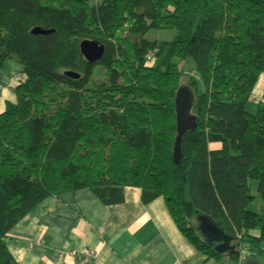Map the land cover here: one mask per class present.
Returning <instances> with one entry per match:
<instances>
[{"label":"trees","instance_id":"16d2710c","mask_svg":"<svg viewBox=\"0 0 264 264\" xmlns=\"http://www.w3.org/2000/svg\"><path fill=\"white\" fill-rule=\"evenodd\" d=\"M84 41L104 47L98 63ZM9 61L23 80L0 115V264H17L6 236L41 203L88 190L116 205L126 188L162 198L208 259L236 264L249 248L241 264H264V96L247 110L264 76V0H0V69ZM182 88L192 120L176 164ZM200 217L236 252L218 254Z\"/></svg>","mask_w":264,"mask_h":264},{"label":"crops","instance_id":"0c3cea01","mask_svg":"<svg viewBox=\"0 0 264 264\" xmlns=\"http://www.w3.org/2000/svg\"><path fill=\"white\" fill-rule=\"evenodd\" d=\"M20 80L19 64L0 69V115ZM5 244L17 264H219L189 243L162 198L144 203L136 188L124 189L116 205L88 190L52 197L11 229Z\"/></svg>","mask_w":264,"mask_h":264},{"label":"water","instance_id":"95a60500","mask_svg":"<svg viewBox=\"0 0 264 264\" xmlns=\"http://www.w3.org/2000/svg\"><path fill=\"white\" fill-rule=\"evenodd\" d=\"M32 34L34 36H47L51 34V32H44L40 29H35L32 31ZM79 49L81 57L89 64L98 63L103 58L105 52V49L102 45H99L98 43L93 41L82 42L79 45ZM64 75L72 80L80 79V75L76 73L67 72ZM192 103V93L186 88H182L181 90H179L175 100V111L178 119V133L180 135L179 138L175 141L173 150V158L176 164H178L181 160L180 137L189 125L184 122L186 120H192V118L189 116ZM197 230L201 237H203L208 243L215 245L214 249L218 254H233L236 252L237 242H235L230 235L224 233L207 218H199V226L197 227Z\"/></svg>","mask_w":264,"mask_h":264},{"label":"rangeland","instance_id":"374dc122","mask_svg":"<svg viewBox=\"0 0 264 264\" xmlns=\"http://www.w3.org/2000/svg\"><path fill=\"white\" fill-rule=\"evenodd\" d=\"M173 37V34L171 32H160V31H151L148 35L147 38L149 40H160V41H168ZM188 65V71L191 72H195L196 69V65L195 62L193 60H189L187 62ZM18 81V80H17ZM264 96V76H261L255 90L254 93L251 97V101H249V104L247 106V110L250 113H255L256 112V108L259 105V102L261 100V98ZM250 187L255 190L256 189V184L254 182H250ZM254 208V207H253ZM248 250H250L248 248ZM248 250H244L241 253H243V257H247L249 254ZM251 261V260H250Z\"/></svg>","mask_w":264,"mask_h":264},{"label":"built area","instance_id":"2783aa9c","mask_svg":"<svg viewBox=\"0 0 264 264\" xmlns=\"http://www.w3.org/2000/svg\"><path fill=\"white\" fill-rule=\"evenodd\" d=\"M18 81H19V80H18ZM20 81H21V80H20ZM243 256H245V255H243V253H240L238 263H236V264H241L243 261H245V258H246V257H243Z\"/></svg>","mask_w":264,"mask_h":264}]
</instances>
